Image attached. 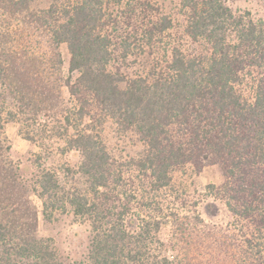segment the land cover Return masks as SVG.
I'll return each mask as SVG.
<instances>
[{
    "label": "trees",
    "instance_id": "16d2710c",
    "mask_svg": "<svg viewBox=\"0 0 264 264\" xmlns=\"http://www.w3.org/2000/svg\"><path fill=\"white\" fill-rule=\"evenodd\" d=\"M46 1L37 11L41 0H0V248L7 264H68L54 239L38 235L41 215L50 221L68 208L90 223V264H264V20L226 0H181L195 50L176 45L157 55L147 51L159 46L163 25L152 21L137 47L124 33L110 34L107 16L124 0ZM144 56L149 66L132 71L134 57ZM11 123L40 144L29 177L11 158ZM109 124L133 135L142 146L136 157L121 161L108 150ZM59 142L63 153L80 157L75 168L49 166ZM208 165L221 166L224 182L190 204L177 173L200 174ZM69 177L87 188H67L61 182ZM208 201L224 206L230 220H207Z\"/></svg>",
    "mask_w": 264,
    "mask_h": 264
},
{
    "label": "rangeland",
    "instance_id": "374dc122",
    "mask_svg": "<svg viewBox=\"0 0 264 264\" xmlns=\"http://www.w3.org/2000/svg\"><path fill=\"white\" fill-rule=\"evenodd\" d=\"M236 12H249L256 20H264V0H226ZM181 0H124L122 9L112 8L110 15L107 16L110 34L120 36L122 33L130 39L133 46H139L138 41L145 35V29L150 26L151 22L157 23L158 26H165V31L158 37L156 42L158 47L152 50V53L169 54L174 46H183L186 51H194L196 45L185 36V26L187 17L180 7ZM48 6L46 0L34 4L33 10H43ZM120 7V8H121ZM117 8V6L115 7ZM125 12V14L123 13ZM132 13L133 20L129 24L128 17ZM119 23V24H118ZM119 27L120 29L115 30ZM160 36V35H157ZM193 43V44H192ZM135 47V48H136ZM61 52L64 60L63 76H69L70 55L67 45L61 46ZM135 52L142 54V51L135 49ZM137 54V53H135ZM167 54V55H168ZM132 71H139L147 68L146 57H140L132 61ZM64 97L68 100L70 97L69 90L64 88ZM6 133L11 142V158L21 167V174L29 177V174L35 170L36 154L40 152V144L34 145L25 140L20 134V124L11 123L6 127ZM132 134L120 135L116 127L112 124L107 125L103 131V137L108 150L121 161L134 158L142 150V146L132 137ZM60 142L53 145L54 154L49 158V166H55L58 170H66L68 167L75 168L80 162V157L73 152L63 153L59 148ZM71 176V175H70ZM71 180L61 182L69 189H86L88 182L80 177H69ZM177 182H186L189 186L188 200L190 204L201 202L203 200L200 194L206 191L207 186H220L224 182V174L221 166L208 165L200 174H196L191 168H186L176 177ZM129 183L128 178L125 181ZM35 204L41 209V202L33 198ZM192 206V205H191ZM204 217L211 222L225 223L230 220V215L226 208L218 202L208 201L203 208ZM87 221L79 220L74 217L70 208L65 212H57L50 221H45L43 216L40 217L38 230L39 237H51L55 240L57 247L62 256L67 258L68 264H90L87 260L89 251L87 249L92 237L91 226ZM173 256L171 252L168 253ZM0 264H7L4 258L3 250L0 248Z\"/></svg>",
    "mask_w": 264,
    "mask_h": 264
}]
</instances>
